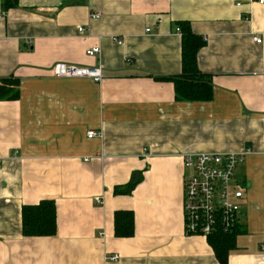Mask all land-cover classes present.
<instances>
[{"label": "crops", "instance_id": "obj_1", "mask_svg": "<svg viewBox=\"0 0 264 264\" xmlns=\"http://www.w3.org/2000/svg\"><path fill=\"white\" fill-rule=\"evenodd\" d=\"M258 1L18 0L4 13L0 0V81L21 84L19 100L0 101V264H220L207 238L185 234L183 156L246 150L228 264H264ZM181 22L205 41L198 68L212 81L209 102L177 101L174 85L156 80L182 74ZM95 47L100 56L88 57ZM59 63L100 66L105 79L55 78ZM135 173L136 189L115 194ZM45 199L56 203L57 235L23 237L22 208ZM118 211L134 213L133 237L115 236Z\"/></svg>", "mask_w": 264, "mask_h": 264}, {"label": "built area", "instance_id": "obj_2", "mask_svg": "<svg viewBox=\"0 0 264 264\" xmlns=\"http://www.w3.org/2000/svg\"><path fill=\"white\" fill-rule=\"evenodd\" d=\"M258 2L264 5V0ZM90 17L98 20L102 13L93 12ZM84 31V28L79 29V33ZM177 33L181 34L180 29H177ZM113 41L124 45V41L116 37ZM254 41L257 44L263 42L258 38ZM100 54L99 47L86 51V55L91 58H97ZM53 75L58 79H89L99 85L105 79L100 66L81 68L65 63L57 64ZM97 137H101V134L96 131L88 133L89 139ZM248 155L249 150L241 153H201L183 156L184 168L188 172L183 205L184 229L187 236L208 238L218 233H232L239 227L245 193L244 188L237 182L236 171ZM261 251L264 252V244ZM119 259L117 255L110 258L113 262Z\"/></svg>", "mask_w": 264, "mask_h": 264}, {"label": "trees", "instance_id": "obj_3", "mask_svg": "<svg viewBox=\"0 0 264 264\" xmlns=\"http://www.w3.org/2000/svg\"><path fill=\"white\" fill-rule=\"evenodd\" d=\"M18 7V0H4V13ZM182 36V74L173 77H158V82L174 85L175 97L181 102H209L213 99L211 78L200 72L198 54L204 47L202 37L195 35L187 22L179 23ZM20 80L14 77L0 81V101L11 102L20 99ZM143 181L141 173H135L130 182L116 187L115 194H131ZM134 213L118 211L114 216L117 238H131L135 234ZM238 229V228H237ZM237 229L228 234L218 233L208 237L215 257L220 264H228L230 254L237 248ZM57 211L53 199H45L38 205L22 208V236L25 238H53L57 235Z\"/></svg>", "mask_w": 264, "mask_h": 264}, {"label": "rangeland", "instance_id": "obj_4", "mask_svg": "<svg viewBox=\"0 0 264 264\" xmlns=\"http://www.w3.org/2000/svg\"><path fill=\"white\" fill-rule=\"evenodd\" d=\"M3 3H4V0H2V10H3V12H4V9H3Z\"/></svg>", "mask_w": 264, "mask_h": 264}]
</instances>
